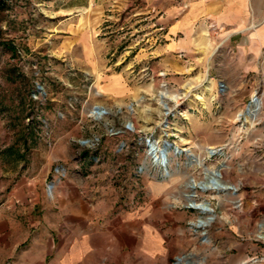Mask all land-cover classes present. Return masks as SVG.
<instances>
[{
    "label": "rangeland",
    "instance_id": "rangeland-1",
    "mask_svg": "<svg viewBox=\"0 0 264 264\" xmlns=\"http://www.w3.org/2000/svg\"><path fill=\"white\" fill-rule=\"evenodd\" d=\"M181 6L0 0V205L20 193L29 234L53 219L36 210L29 189L69 206L55 197L60 188L77 209L70 217L64 208L61 218L76 222L92 264L96 255L99 264H264V119L212 77L214 33L201 30L182 45L171 30ZM152 143L170 146L169 174L150 156ZM179 148L207 169L224 163L222 180L237 187L196 191L211 216L188 207L190 180L206 176ZM210 148L223 154L209 157ZM21 250L3 244L0 264H13Z\"/></svg>",
    "mask_w": 264,
    "mask_h": 264
},
{
    "label": "crops",
    "instance_id": "crops-1",
    "mask_svg": "<svg viewBox=\"0 0 264 264\" xmlns=\"http://www.w3.org/2000/svg\"><path fill=\"white\" fill-rule=\"evenodd\" d=\"M178 1L185 7L181 6L179 20L171 30L185 37L182 45L191 44L193 36L198 35L201 30L203 36L214 33L217 44L206 59L210 61L212 77L216 78L217 83L224 84L228 94L235 96V101L246 105L258 97L259 110H255L254 104L248 115L259 112L264 119V0ZM31 185L28 183V186ZM30 190L29 196L38 203L36 210L51 212L53 219L42 218L36 222L37 228L39 227L36 234H29L20 214L26 212L27 208L21 207L27 203L19 197L20 193L12 191L7 195L9 201L0 205V252L3 244L10 242L15 250L24 249L13 264H92L89 261L90 249L86 247V243L82 247L76 239V222L71 227V222L61 218L64 208H68L70 217L71 210H77L76 204L71 203L68 190H56L55 197L68 199L69 206L62 203L59 204L60 207L54 202L43 201L37 187ZM52 197L55 200L54 195ZM78 201L81 202L79 199ZM79 207L85 212V207L80 203ZM28 211L32 212V209ZM17 215L20 220H16ZM80 224L83 228L86 227L83 222ZM28 243L31 245L30 251L33 250V245L36 246L35 254L29 253V247L26 246ZM22 245L24 248H21ZM95 258V264H99V256L96 255ZM32 259L33 262L30 261Z\"/></svg>",
    "mask_w": 264,
    "mask_h": 264
},
{
    "label": "bare ground",
    "instance_id": "bare-ground-1",
    "mask_svg": "<svg viewBox=\"0 0 264 264\" xmlns=\"http://www.w3.org/2000/svg\"><path fill=\"white\" fill-rule=\"evenodd\" d=\"M161 100H160V104L164 110V115H168L171 111L169 109L168 104L166 103V100L168 99V94L166 92H162L160 94ZM260 107V103L259 101H256L255 103V110H259ZM254 110V109H253ZM254 115V114H253ZM165 147H170V146H165ZM162 150H164V146L160 147L157 144H151V157L153 159V161H155V163L157 165L163 166L164 170H165V174H169L168 171L169 169L166 168L167 164H165L163 162V157H162ZM184 151H186L189 155V158L191 159V164L192 165H196V167L198 168H203L204 172H205V180L202 182H197L194 179L190 180L189 183V187L192 190V193L190 195L187 196L189 203H188V207L190 205H192L194 207V209L199 210L200 212H202L205 215H212V213L214 212V210L212 209V207L207 204V203H197L195 202V197H196V191L200 190L202 192H207L209 190H214L217 193H232V192H237V187L232 186V185H228L226 183H224V181L222 180V173H221V168L220 169H214V170H210L207 169L204 165V161L203 159L196 157L194 155H192L191 153H189L188 150L185 149H176L177 153H184ZM212 151H217V150H213L210 148L209 152H208V156L210 157V153ZM165 164V165H164ZM204 209H207L208 211H205ZM212 218V217H210ZM208 221V222H207ZM206 222H202L201 220H199V225L198 222L196 223V226L199 229H205L207 226H209V222L211 223V221H209V218Z\"/></svg>",
    "mask_w": 264,
    "mask_h": 264
},
{
    "label": "water",
    "instance_id": "water-1",
    "mask_svg": "<svg viewBox=\"0 0 264 264\" xmlns=\"http://www.w3.org/2000/svg\"><path fill=\"white\" fill-rule=\"evenodd\" d=\"M221 87H223V85H221ZM257 100H258V97H255V98L253 99V101L248 105L247 110H246V113H247V114L250 113L251 108L254 106V104L256 103ZM165 124H167V121H165ZM166 149H167V147H165L164 150H162L163 162H164L165 164H166V162H167ZM222 154H223L222 149H218L217 151H212V152L210 153L211 156H214V155H222ZM165 164H164V165H165ZM224 167H225V164L222 163L219 167H217V169H220V168L222 169V168H224ZM207 204H209V203H207ZM189 208L194 209V207H193L192 205H190ZM204 210H205V211H208L207 209H204ZM214 219H215V216H213L212 218H209V221L213 222Z\"/></svg>",
    "mask_w": 264,
    "mask_h": 264
}]
</instances>
